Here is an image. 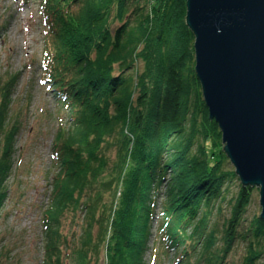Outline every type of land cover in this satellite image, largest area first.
<instances>
[{
    "label": "trees",
    "instance_id": "obj_1",
    "mask_svg": "<svg viewBox=\"0 0 264 264\" xmlns=\"http://www.w3.org/2000/svg\"><path fill=\"white\" fill-rule=\"evenodd\" d=\"M37 5L41 81L67 114L56 116L43 264H144L150 208L161 196L154 241L175 255L172 264H227L237 240L246 245L242 264H257L264 222L254 216L243 228L252 188L228 167L203 102L186 0ZM14 83H0V210L18 128L8 121ZM233 181L237 191L224 218L221 205ZM69 216L77 235L72 227L64 233Z\"/></svg>",
    "mask_w": 264,
    "mask_h": 264
},
{
    "label": "rangeland",
    "instance_id": "obj_2",
    "mask_svg": "<svg viewBox=\"0 0 264 264\" xmlns=\"http://www.w3.org/2000/svg\"><path fill=\"white\" fill-rule=\"evenodd\" d=\"M37 1L0 0V83L2 86V81L15 79L8 101L13 118L9 117L8 121L18 126L8 156L9 172L3 182L8 195L0 210V264H43L42 213L55 171L51 166V152L60 122L56 116L63 119L67 116L59 111L48 85L41 81L39 60L43 28ZM3 146L4 143H0V153ZM228 167L234 170L230 163ZM237 186L236 181L228 184L227 201L221 205L224 218L229 214L227 202L236 193ZM164 190L162 187L160 192ZM162 199L161 196L154 208H150L156 218H159ZM260 211L259 189L252 188L243 228H247ZM216 217L213 215L211 221L222 223L221 217ZM70 218L64 222V233L72 227L70 233L77 235L78 230L73 228ZM156 225V219L151 220L152 237L146 245L143 263L172 264L175 255L167 254L161 243L156 245L154 241ZM236 242L227 264L243 262L246 245L239 240ZM257 264H264V256Z\"/></svg>",
    "mask_w": 264,
    "mask_h": 264
},
{
    "label": "water",
    "instance_id": "obj_3",
    "mask_svg": "<svg viewBox=\"0 0 264 264\" xmlns=\"http://www.w3.org/2000/svg\"><path fill=\"white\" fill-rule=\"evenodd\" d=\"M185 23L209 119L264 222V0H186Z\"/></svg>",
    "mask_w": 264,
    "mask_h": 264
}]
</instances>
